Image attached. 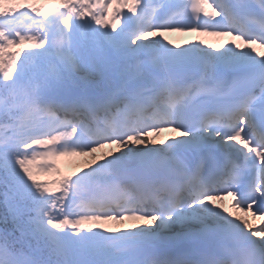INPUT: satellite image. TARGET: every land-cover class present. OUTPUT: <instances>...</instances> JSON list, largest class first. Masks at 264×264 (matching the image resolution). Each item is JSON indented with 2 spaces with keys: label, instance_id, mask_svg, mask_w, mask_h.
<instances>
[{
  "label": "snow or ice",
  "instance_id": "6c2138e0",
  "mask_svg": "<svg viewBox=\"0 0 264 264\" xmlns=\"http://www.w3.org/2000/svg\"><path fill=\"white\" fill-rule=\"evenodd\" d=\"M21 3L0 0V264H264V0ZM68 156L91 159L37 180Z\"/></svg>",
  "mask_w": 264,
  "mask_h": 264
},
{
  "label": "bare ground",
  "instance_id": "6f19581e",
  "mask_svg": "<svg viewBox=\"0 0 264 264\" xmlns=\"http://www.w3.org/2000/svg\"><path fill=\"white\" fill-rule=\"evenodd\" d=\"M204 36V38H203ZM192 33L188 32V33H165L164 36L162 37V39L164 41H171L172 43L169 45V47L175 46V45H179V46H187L191 43H194V39L192 38ZM217 43H219V49L221 48L222 45H228L231 43V37L229 36H218L217 38ZM198 42L197 44H199L201 47H207L208 45L212 46L213 51H215V42H212L210 39V34H203L202 36L199 35L198 37ZM174 135V133L171 132H164L162 133L159 137H153L155 139H164L167 137H170ZM112 149H108L105 148L103 151L104 152H108L111 151ZM101 153H97V157L100 156ZM90 157H81V156H68V157H64V164H66V168L71 169V171L73 172V174L75 173H79L81 167L85 166V161L90 160ZM74 165V166H73ZM222 204V206L224 207V209H226V211L231 212L232 211H236L235 208L232 207L231 203L229 201H227V199H225L224 201L220 202ZM131 224L130 221H126L123 225H117L115 223H109L108 227H129ZM251 224H256V221H253V223Z\"/></svg>",
  "mask_w": 264,
  "mask_h": 264
},
{
  "label": "rangeland",
  "instance_id": "374dc122",
  "mask_svg": "<svg viewBox=\"0 0 264 264\" xmlns=\"http://www.w3.org/2000/svg\"><path fill=\"white\" fill-rule=\"evenodd\" d=\"M40 1V0H26V2L30 3L31 5L32 4H37V2ZM21 47H24V46H19L18 48H21ZM18 48H11L12 51H15L17 50ZM63 161L61 160V162H64V158H62ZM41 162V161H40ZM65 163V162H64ZM64 166H66V164H64ZM74 166V165H73ZM54 174H56L55 172H53ZM51 173L47 174V175H44V174H41V179L43 180L45 176H48L50 175ZM44 181H50V180H44Z\"/></svg>",
  "mask_w": 264,
  "mask_h": 264
}]
</instances>
